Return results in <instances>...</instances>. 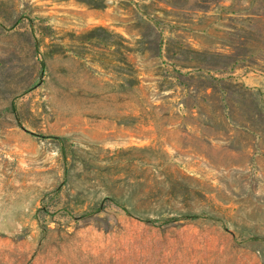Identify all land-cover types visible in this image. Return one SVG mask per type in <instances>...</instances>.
I'll use <instances>...</instances> for the list:
<instances>
[{"label":"rangeland","instance_id":"1","mask_svg":"<svg viewBox=\"0 0 264 264\" xmlns=\"http://www.w3.org/2000/svg\"><path fill=\"white\" fill-rule=\"evenodd\" d=\"M0 264H264V0H0Z\"/></svg>","mask_w":264,"mask_h":264},{"label":"trees","instance_id":"2","mask_svg":"<svg viewBox=\"0 0 264 264\" xmlns=\"http://www.w3.org/2000/svg\"><path fill=\"white\" fill-rule=\"evenodd\" d=\"M95 4L100 5L101 3H95ZM78 39L81 41H90V42L95 41L105 46L114 48L116 52L119 51L120 54H122V56L120 57V62L122 63V69L125 70L123 72L128 74L132 78V79H125V80L128 85L135 84V80H134L135 78L131 74V72L134 71L133 66L125 57V52L129 51L128 45H127L126 40L121 34L115 33L112 30L99 26V27H95L87 31L86 33L81 35ZM62 152L63 151L61 149V154L64 156V153ZM108 200H113V199L109 198ZM120 206L124 207V205H120ZM178 215L180 217L198 216L196 213H191V212H179ZM146 220L149 221V219H146Z\"/></svg>","mask_w":264,"mask_h":264}]
</instances>
